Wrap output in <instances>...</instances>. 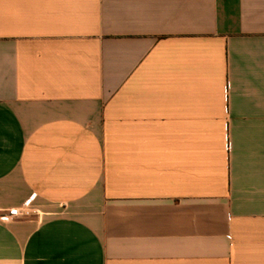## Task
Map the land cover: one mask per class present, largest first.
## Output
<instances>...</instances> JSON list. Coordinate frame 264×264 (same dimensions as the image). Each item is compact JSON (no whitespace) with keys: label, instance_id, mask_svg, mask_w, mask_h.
Wrapping results in <instances>:
<instances>
[{"label":"crops","instance_id":"1","mask_svg":"<svg viewBox=\"0 0 264 264\" xmlns=\"http://www.w3.org/2000/svg\"><path fill=\"white\" fill-rule=\"evenodd\" d=\"M0 264H264V0H0Z\"/></svg>","mask_w":264,"mask_h":264},{"label":"built area","instance_id":"2","mask_svg":"<svg viewBox=\"0 0 264 264\" xmlns=\"http://www.w3.org/2000/svg\"><path fill=\"white\" fill-rule=\"evenodd\" d=\"M36 210L30 203L25 204L22 208H12L5 211H0V220L6 223L13 222L18 219L31 217V214Z\"/></svg>","mask_w":264,"mask_h":264},{"label":"rangeland","instance_id":"3","mask_svg":"<svg viewBox=\"0 0 264 264\" xmlns=\"http://www.w3.org/2000/svg\"><path fill=\"white\" fill-rule=\"evenodd\" d=\"M35 217L39 222H41L44 219V214L41 211L36 210L31 214V217Z\"/></svg>","mask_w":264,"mask_h":264}]
</instances>
